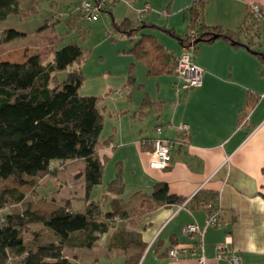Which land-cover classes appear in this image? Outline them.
Wrapping results in <instances>:
<instances>
[{
    "label": "crops",
    "instance_id": "1",
    "mask_svg": "<svg viewBox=\"0 0 264 264\" xmlns=\"http://www.w3.org/2000/svg\"><path fill=\"white\" fill-rule=\"evenodd\" d=\"M77 1L18 0L23 12L34 14H11L0 21V40L6 31L21 35L0 46V60L15 58L11 62H23L26 56L38 54L43 61H50L51 51L66 45L57 32L59 27L66 24L74 30L82 28L80 18L72 12ZM104 1L109 12L104 11L99 20L84 28L81 41L75 39L87 51L75 66L83 77L78 95L100 99V142H109L98 149L103 159L102 179L92 189L90 201L104 199L105 213L110 212L113 200L133 207L138 197L151 195L155 185L163 183L170 195L184 202L161 206L134 220H117L115 227L86 251L93 256L86 264H123L124 252L111 247L113 237L119 233L139 237L144 244L139 264H197L193 258H168L170 248L193 245L183 233L187 225L203 230L201 253L208 264H230L226 259L215 260L216 249L227 236L229 249L239 254L240 264H264V66L260 59L245 47H234L220 38L200 43L195 62L203 71L201 86L178 92L176 71L149 76L146 64L131 52L139 36L144 35L157 40L177 59L182 47L166 30L185 33L189 23L183 11L193 2L201 5L207 27L236 31L248 7L257 4L264 9V0ZM67 6L69 13L55 12ZM144 10L138 35L129 39L111 33V20L117 24L124 20L135 22ZM257 28L259 37L253 40L252 49L264 53V22ZM248 39L247 35L240 37L243 43ZM180 124L190 127L187 141L178 139ZM157 127L161 138L173 142L170 167L164 171L150 169L146 154ZM59 165L55 162V167ZM64 166L66 171L55 176L73 180L80 189L74 195L63 190L56 195L62 200L82 198L84 179L78 174L84 162L69 161ZM117 176L123 185L118 195L108 191ZM211 200H215L223 222L220 228L206 226L208 206L202 204ZM73 257L85 264L78 254Z\"/></svg>",
    "mask_w": 264,
    "mask_h": 264
},
{
    "label": "trees",
    "instance_id": "2",
    "mask_svg": "<svg viewBox=\"0 0 264 264\" xmlns=\"http://www.w3.org/2000/svg\"><path fill=\"white\" fill-rule=\"evenodd\" d=\"M198 4L193 2L183 11L189 23L183 35L166 30L182 49L190 43L197 49L198 44L212 42L213 36H217L234 47L243 46L253 52L264 66V53L252 49L261 22L252 18L249 7L242 25L236 31H228L207 27ZM11 14L30 17L34 13L23 12L18 0H0V21ZM142 25L143 22L136 25L124 20L117 24L111 20L114 30L111 33L132 39ZM85 33L84 29L81 37ZM244 35L249 36L245 43L240 40ZM20 36L15 31H6L0 46ZM139 37L131 52L146 64L149 76L173 74L177 59L154 38ZM86 55L87 51L73 42L52 50V59L46 62L38 54L26 56L23 62L0 60V210L8 204H24L21 212L0 218V264H79L66 251L92 250L117 220H134L161 206L184 202L170 195L163 183L155 185L151 195L138 197L133 207L113 200L110 212L105 213L104 199L90 201L92 189L102 179L103 159L98 156V149L109 142H100L103 128L100 99L78 95L83 77L75 66ZM59 73L64 75L63 80L52 85ZM75 160L84 162V169L78 174L84 179L82 198L64 199L45 209H33L31 201H25L27 190L33 189L38 194L39 182L53 174L55 162L64 165ZM122 188L117 176L108 191L118 195ZM211 201L202 204L208 206V216L218 211L215 200ZM34 224L41 225L47 235L33 233L26 241L27 227ZM111 247L124 252L123 264H139L145 249L139 237H124L121 233L113 237Z\"/></svg>",
    "mask_w": 264,
    "mask_h": 264
},
{
    "label": "built area",
    "instance_id": "3",
    "mask_svg": "<svg viewBox=\"0 0 264 264\" xmlns=\"http://www.w3.org/2000/svg\"><path fill=\"white\" fill-rule=\"evenodd\" d=\"M116 0H113V4ZM107 5L104 0H78L73 6L72 12L75 15L81 16V19L86 22L97 20L106 10ZM146 10L139 13L135 24L139 25L142 22L143 15ZM249 12L252 18L257 22H264V9L257 4L249 6ZM196 49L193 43L182 49L180 56L176 61V78L175 84L178 92H189L201 86L203 71L195 62ZM178 139L187 141L190 134V127L188 124H180L177 128ZM156 137L150 141V150L146 152L149 158V167L153 170L164 171L170 167L171 163V149L173 142L160 137L161 129L155 128ZM113 147L112 144L109 145ZM223 222L220 218L219 212L214 211L208 216L206 222L207 227L220 228ZM183 233L193 241L191 247H173L168 251V258L171 261L182 259H195L197 264H208L207 258L201 253V237L203 230L197 225H187ZM230 238L227 236L224 243L219 245L216 249L215 260H228L230 264H240L241 259L236 251L229 249Z\"/></svg>",
    "mask_w": 264,
    "mask_h": 264
},
{
    "label": "rangeland",
    "instance_id": "4",
    "mask_svg": "<svg viewBox=\"0 0 264 264\" xmlns=\"http://www.w3.org/2000/svg\"><path fill=\"white\" fill-rule=\"evenodd\" d=\"M70 8V6L67 7H62L61 10L56 9L55 12H57V14L59 12L61 13H69L68 9ZM71 10V9H70ZM102 18H106L109 19V17L107 15H103ZM81 20V18H80ZM99 20V19H98ZM64 21H62L63 23ZM94 23L92 22H86V23H82V28H78L76 27V29L74 30L73 28H69L68 26L62 25L61 27H59V29L57 30L58 34L63 38V44H69V43H73L75 42V39L79 41H81V33L84 30L85 27H89L91 26L90 24ZM60 37V39H61ZM63 46V45H62ZM65 46V45H64ZM3 59H7V58H3ZM11 61L17 60L15 58H8ZM264 71V69H263ZM57 79L56 81L53 80L52 81V85H54L55 83H59L63 80L64 75L62 73H59L56 75ZM55 165V163L53 164ZM53 174L52 175H48L44 178L41 179V181L39 182V187L36 191H38L35 195L34 190L29 189L26 191V202L27 201H31L33 209L34 208H40V209H45L47 206L51 205V204H55V202H61L62 199H59L60 196H57L61 190H63L62 192L65 194H69V195H74L73 193H76V191H78L80 189L78 184H75L74 181L72 182L71 179H65V177H61V178H57V173H64L66 171V168L64 165H59L57 166V168H53ZM75 179V178H74ZM76 180V179H75ZM57 194V195H56ZM24 204H20V205H7L4 209L0 210V218H4V216L6 214L9 213H18L21 212L23 210ZM46 230L43 229V227L41 225H29L27 227V232L24 235V239L26 241H29L31 239V235L33 233H37L38 235H42V237H46ZM87 250H76V251H71V250H67L66 251V255L69 258H74L73 255L74 254H78V258H80L83 262H88L93 260V256L90 255V253L92 252H88L89 254L86 253ZM16 264V262H15ZM104 264V263H103ZM112 264H117L116 262L112 263Z\"/></svg>",
    "mask_w": 264,
    "mask_h": 264
},
{
    "label": "water",
    "instance_id": "5",
    "mask_svg": "<svg viewBox=\"0 0 264 264\" xmlns=\"http://www.w3.org/2000/svg\"><path fill=\"white\" fill-rule=\"evenodd\" d=\"M217 39V36H213V40Z\"/></svg>",
    "mask_w": 264,
    "mask_h": 264
}]
</instances>
